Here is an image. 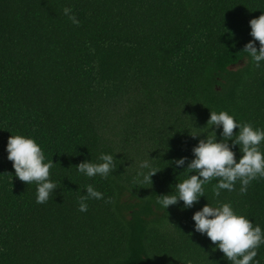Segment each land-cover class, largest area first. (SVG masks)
Here are the masks:
<instances>
[{"label":"trees","instance_id":"trees-1","mask_svg":"<svg viewBox=\"0 0 264 264\" xmlns=\"http://www.w3.org/2000/svg\"><path fill=\"white\" fill-rule=\"evenodd\" d=\"M262 13L264 0H0V264H231L192 216L231 203L264 231V178L219 197L213 179L191 208L157 199L192 174L200 139H221L211 111L264 130V61L243 51ZM10 135L55 164L46 203L15 176ZM101 154L115 159L107 178L77 171ZM146 160L151 184L138 175ZM87 185L103 198L81 212ZM257 252L264 264V244Z\"/></svg>","mask_w":264,"mask_h":264},{"label":"clouds","instance_id":"clouds-1","mask_svg":"<svg viewBox=\"0 0 264 264\" xmlns=\"http://www.w3.org/2000/svg\"><path fill=\"white\" fill-rule=\"evenodd\" d=\"M63 12L73 24L79 25V21L71 14V8L65 7ZM249 24L253 40L245 44L243 51L259 67L260 62L264 61V13L251 19ZM255 41L259 42V50ZM207 124L211 128L222 127L221 139L218 142L215 131H211V135L199 140L197 146L192 149L194 158L186 167L192 174L175 185L177 194L158 196L157 203L164 209L176 205L179 201L183 202L185 208H191L200 197H204V186L213 179L218 181L213 187V193L219 197L221 190L233 191L237 181L241 185V194H244L253 180L264 178V152L260 149L261 143L264 142V130L254 128L250 122L238 123L234 116L226 111H211ZM235 129L239 130L238 133H234ZM236 145H239L242 154L239 160L232 151V146ZM6 151L15 176L25 184L35 183L36 202L46 203L57 189V184L49 179L50 169L55 165L52 159L45 162L44 152L37 142L23 135H10ZM99 160V163L81 162L76 165L77 171L88 177L99 175L107 178L116 169L114 156L101 154ZM186 160L187 157H182L172 163L183 167ZM140 167L149 169L147 173L141 171L138 175L143 177L144 182L151 184V177L158 171L153 169L147 160ZM102 198L101 192L96 191L92 185H87L86 195L79 198V211L88 210L89 199ZM107 202H111V199ZM192 220L195 222V231L206 234L231 264H253L258 254L257 249L264 244V231L261 227L254 226L244 215L237 214L231 203H220L218 206L207 203L194 212ZM186 264H192V261L188 260Z\"/></svg>","mask_w":264,"mask_h":264}]
</instances>
